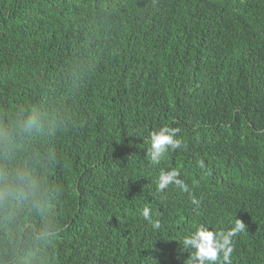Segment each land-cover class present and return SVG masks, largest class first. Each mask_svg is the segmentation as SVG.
Returning <instances> with one entry per match:
<instances>
[{
	"label": "trees",
	"instance_id": "trees-1",
	"mask_svg": "<svg viewBox=\"0 0 264 264\" xmlns=\"http://www.w3.org/2000/svg\"><path fill=\"white\" fill-rule=\"evenodd\" d=\"M237 219L264 264V0H0V264H198Z\"/></svg>",
	"mask_w": 264,
	"mask_h": 264
},
{
	"label": "clouds",
	"instance_id": "clouds-1",
	"mask_svg": "<svg viewBox=\"0 0 264 264\" xmlns=\"http://www.w3.org/2000/svg\"><path fill=\"white\" fill-rule=\"evenodd\" d=\"M179 129L162 127L158 131L150 133L151 143V161L158 164L164 154L171 149H177L181 146L179 139H175ZM179 172L176 170L161 171L158 178V190L166 189L170 184L175 183L183 190L187 191V185L178 179ZM194 204L198 201L193 200ZM142 216L148 221H152V210L144 207ZM155 227H159V222H155ZM246 224L237 219L235 226L227 233L222 231H214L208 227L201 225L195 232L186 235L183 238V247L186 249H195L190 260L197 261L198 264H218V261H224V264H230L229 257L232 252L231 238L237 233L245 230Z\"/></svg>",
	"mask_w": 264,
	"mask_h": 264
}]
</instances>
